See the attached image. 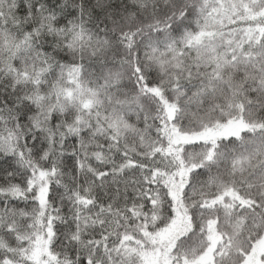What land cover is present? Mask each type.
I'll return each instance as SVG.
<instances>
[{"label":"snow or ice","instance_id":"obj_1","mask_svg":"<svg viewBox=\"0 0 264 264\" xmlns=\"http://www.w3.org/2000/svg\"><path fill=\"white\" fill-rule=\"evenodd\" d=\"M0 264H264V0H0Z\"/></svg>","mask_w":264,"mask_h":264}]
</instances>
